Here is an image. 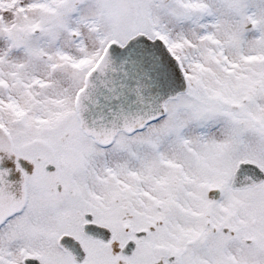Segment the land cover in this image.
<instances>
[{
  "label": "snow or ice",
  "instance_id": "snow-or-ice-1",
  "mask_svg": "<svg viewBox=\"0 0 264 264\" xmlns=\"http://www.w3.org/2000/svg\"><path fill=\"white\" fill-rule=\"evenodd\" d=\"M0 264H264V0H0Z\"/></svg>",
  "mask_w": 264,
  "mask_h": 264
}]
</instances>
